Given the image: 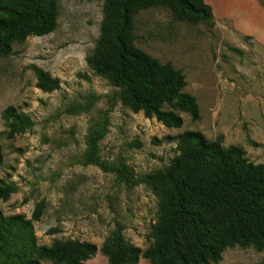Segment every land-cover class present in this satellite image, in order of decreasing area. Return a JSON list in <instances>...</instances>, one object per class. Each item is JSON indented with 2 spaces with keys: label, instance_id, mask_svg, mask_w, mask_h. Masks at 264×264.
I'll return each mask as SVG.
<instances>
[{
  "label": "rangeland",
  "instance_id": "obj_1",
  "mask_svg": "<svg viewBox=\"0 0 264 264\" xmlns=\"http://www.w3.org/2000/svg\"><path fill=\"white\" fill-rule=\"evenodd\" d=\"M56 1V28L13 43L0 57V180L13 189L0 200V212L30 219L42 204L40 219L32 221L38 246L79 240L99 248L119 232L145 250L153 243L159 198L143 178L168 168L183 132L240 148L249 162L264 164V0H256L261 17L249 0H208L242 16L239 25L228 15L180 22L161 5L134 14V47L180 70L183 92L195 98L198 118L176 111L180 128L133 112L120 89L87 64L109 35L104 27L113 28L106 23L107 0ZM34 67L57 78L58 89H38ZM9 106L26 117L14 123L12 137L11 121L1 119ZM263 261L264 251L234 246L216 264ZM0 264L9 262L0 257ZM85 264L107 261L97 253Z\"/></svg>",
  "mask_w": 264,
  "mask_h": 264
},
{
  "label": "trees",
  "instance_id": "obj_2",
  "mask_svg": "<svg viewBox=\"0 0 264 264\" xmlns=\"http://www.w3.org/2000/svg\"><path fill=\"white\" fill-rule=\"evenodd\" d=\"M158 5L171 9L180 22L213 20L212 9L204 0H107L106 23L113 28L104 27L109 35L104 34V41L86 62L120 89V99L133 112L155 118L166 128H180L182 120L176 111L192 120L198 118L195 98L183 92V73L133 45L134 14ZM57 16L56 0H0V57L10 54L13 43L51 33ZM33 71L38 89H58L57 78L37 67ZM1 119L11 121L8 137H12L14 123L26 117L9 106L1 112ZM98 138L91 139L94 146ZM176 148L179 155L165 171L143 178L159 198L153 243L145 250L125 242L119 232L99 248L79 240L38 246L32 221L42 215L40 204L30 219L5 217L0 212V257L9 264H85L100 253L107 264H138L140 259L150 264H216L228 247L264 251V164H253L240 148L207 141L195 131L179 135ZM12 193L0 180V200Z\"/></svg>",
  "mask_w": 264,
  "mask_h": 264
},
{
  "label": "crops",
  "instance_id": "obj_3",
  "mask_svg": "<svg viewBox=\"0 0 264 264\" xmlns=\"http://www.w3.org/2000/svg\"><path fill=\"white\" fill-rule=\"evenodd\" d=\"M250 1V3H251V6L253 7V10H254V12H256L257 13V15L259 16V17H261L262 16V14H263V11H262V9L260 8V6H258V3L256 2V0H249ZM204 2H205V0H204ZM206 4H209V6L212 8V13H213V10H214V12H215V14L213 15V16H215V17H217V16H226V15H228V16H233L234 17V20L236 21V23L239 25V24H241V20H240V18L242 17V16H240L238 13H234L233 11H232V9L230 10V11H227L226 9H227V7L226 6H222V7H219V8H217L216 7V5H214L213 4V1L211 2V1H208V0H206V2H205ZM236 3V2H235ZM234 5V4H233ZM238 5V7H240L241 8V6L243 5H240V3L239 4H237ZM237 10H238V12L239 11H242L243 12V10L242 9H239V8H237ZM221 11V12H220ZM235 15H234V14ZM255 16V15H254ZM256 17V16H255ZM257 18V17H256Z\"/></svg>",
  "mask_w": 264,
  "mask_h": 264
}]
</instances>
